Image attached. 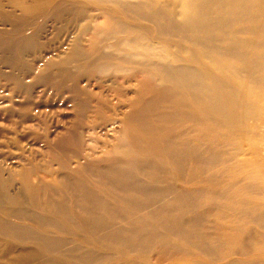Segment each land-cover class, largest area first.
<instances>
[{
	"label": "rangeland",
	"instance_id": "1",
	"mask_svg": "<svg viewBox=\"0 0 264 264\" xmlns=\"http://www.w3.org/2000/svg\"><path fill=\"white\" fill-rule=\"evenodd\" d=\"M37 1L42 0H0V186L7 193L21 197L43 187H54L69 196L72 184L85 181L97 196L121 201L124 197L121 191L107 183V166L116 164L117 170L124 171L121 162L136 160L124 149L138 147L133 138L142 135L144 123L139 120V112L148 111L149 99L162 92L149 86L158 82L178 87L186 96L185 103L177 106L182 97L167 93L152 113L177 112L181 116L177 122L159 124L178 133L199 128L200 134H211L217 139L232 137L231 144L223 143L214 149L227 155L225 158L219 155L225 163L239 165L235 166L233 181L240 179V173L264 166L262 161L253 160L257 144L251 137L264 136V130L255 133L250 126L239 125L237 108L229 100L230 96L241 100L248 92L258 95V88L254 89L249 82L258 78L259 68L253 67L258 75L252 74L246 66L239 67L234 62L251 66L255 60H264V36L260 34L264 25V0H249L242 5L236 20L215 32L210 45L216 48L191 42L177 28L172 32L170 25H165V31L160 34L148 20L134 17L119 4L45 0L33 11ZM187 1L174 0L173 24L181 12H189L185 8ZM28 8L32 11L28 12ZM109 19L133 26L136 37L127 33L118 40L110 39L107 34L99 37L105 29L113 30L107 26ZM141 39H144L142 43L155 45L154 54L148 57L159 65L184 66L201 73L224 103L225 110L197 85H177L175 74L164 75L140 62L145 60L140 55L145 50L134 42ZM106 48H111L115 56H108ZM104 64L110 67L101 68ZM258 100L260 123L264 122V100L260 96ZM209 121L221 126H211ZM236 145L244 147L238 151ZM194 157L193 153L191 159ZM167 163L174 166L169 160ZM206 166L210 169L216 165ZM196 177L197 174H187L168 180L191 188L203 179L198 176L196 182ZM211 179L218 188L223 186ZM226 181L229 180L225 178ZM217 209L221 207L213 211ZM47 233L60 237L65 234L53 228ZM80 237L78 231L73 240ZM173 245H177L173 250L177 252L189 244L184 240ZM158 252L156 247L149 252L151 263H155ZM196 254L191 250L189 256L196 258ZM126 256L136 258L137 264H149L139 256L130 253ZM207 256L212 260V256ZM203 259L204 256H198V260Z\"/></svg>",
	"mask_w": 264,
	"mask_h": 264
},
{
	"label": "bare ground",
	"instance_id": "2",
	"mask_svg": "<svg viewBox=\"0 0 264 264\" xmlns=\"http://www.w3.org/2000/svg\"><path fill=\"white\" fill-rule=\"evenodd\" d=\"M44 1L35 2L33 11ZM94 1L119 4L134 17L148 20L160 34L165 31V25H170L172 32L177 28L186 33L189 41L216 48L210 45L215 40V32L235 21L242 5L249 0H188L185 8L189 12H181L176 24L172 19L174 0ZM107 26L113 30L105 29L99 37L107 34L110 39L118 40L123 33L136 37L133 26L125 22L109 19ZM260 34L264 36V25ZM142 40L134 42L145 50L140 54L145 60L140 62L164 75L175 74L177 85H197L225 110L224 103L201 73L184 66L159 65L148 57L154 54L155 45ZM107 55L115 56L111 48L107 49ZM234 63L246 66L252 74H257L253 67L259 68L258 78L249 83L258 88L257 94L264 100V60H255L251 66ZM149 86L162 92L149 99L148 111L140 109L139 120L144 122L142 135L133 138L138 147L124 149L137 161L121 162L126 168L124 171L117 170L116 164L107 166V183L121 191L124 195L121 201L97 196L85 181L72 184L69 196L61 188L43 187L28 196L17 197L0 186V264H137L136 258L126 256L129 253L152 264L149 252L155 247L159 252L154 264H264V166L240 173V179L233 181L235 166L239 165L225 163L219 155L223 158L227 155L218 154L214 149L223 143L231 144L233 138L217 139L211 134H200L199 128L182 133L168 130L159 123L177 122L181 114L152 113V109L158 108L169 92L182 97L177 106L185 103L186 96L178 87L162 82ZM258 95L248 92L241 100L229 97L237 108L238 124L250 126L255 133L264 130V122L259 123L261 117H257L261 103ZM209 125L221 126L215 121H209ZM192 135L195 137L190 138ZM251 137L257 144L253 160L264 165V136ZM251 137L249 141L253 143ZM236 146L238 151L244 147ZM193 153L195 157L191 159ZM150 154L154 156L147 158ZM141 157L146 158L141 160ZM167 160L174 166H168ZM207 164L216 166L209 169ZM184 171L188 175L203 176L201 183L191 188L169 183L172 176L187 175ZM211 177L223 186L218 188ZM225 178L229 181L225 182ZM217 207L221 210L213 211ZM52 228L65 232L64 236L49 235L47 231ZM78 231L82 237L73 240ZM184 240L189 245L173 252L177 248L173 243ZM191 250L201 255L189 256ZM198 256H204L203 261Z\"/></svg>",
	"mask_w": 264,
	"mask_h": 264
}]
</instances>
